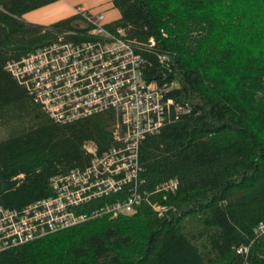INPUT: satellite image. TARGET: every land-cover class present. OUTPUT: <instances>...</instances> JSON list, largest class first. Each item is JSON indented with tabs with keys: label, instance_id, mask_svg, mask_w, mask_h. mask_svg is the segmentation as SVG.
I'll return each instance as SVG.
<instances>
[{
	"label": "trees",
	"instance_id": "trees-1",
	"mask_svg": "<svg viewBox=\"0 0 264 264\" xmlns=\"http://www.w3.org/2000/svg\"><path fill=\"white\" fill-rule=\"evenodd\" d=\"M56 1L0 0V208L7 210L55 195L52 178L89 166L87 145L98 157L118 145L119 112L57 123L6 70L64 33L91 41L77 16L47 26L24 20ZM112 5L119 19L106 29L124 31L145 59L144 81L188 112L166 110L159 131L140 141L132 183L78 208L98 211L94 219L3 250L0 264H264L256 235L264 224V0ZM127 200L138 201L131 212L101 215Z\"/></svg>",
	"mask_w": 264,
	"mask_h": 264
},
{
	"label": "built area",
	"instance_id": "built-area-1",
	"mask_svg": "<svg viewBox=\"0 0 264 264\" xmlns=\"http://www.w3.org/2000/svg\"><path fill=\"white\" fill-rule=\"evenodd\" d=\"M75 9L74 16L84 24L81 28L90 27L87 34L91 41H68L64 33L42 49L7 63L6 70L57 123L110 109L119 112L120 121L113 133L118 145L99 157L95 147L87 145L86 151L92 154L89 166L52 178L55 195L48 200L21 211L0 208V252L94 219L98 211L80 213L78 208L132 183L137 177L140 141L159 131L166 110L174 107L177 112H188L166 99L157 84L144 81L141 68L145 59L135 53L121 28L111 32L106 29L103 13ZM176 185L170 182L166 188L175 190ZM137 204V200L119 201L102 209L101 215L127 214ZM162 210L153 207V212ZM256 235L264 239V224Z\"/></svg>",
	"mask_w": 264,
	"mask_h": 264
},
{
	"label": "crops",
	"instance_id": "crops-1",
	"mask_svg": "<svg viewBox=\"0 0 264 264\" xmlns=\"http://www.w3.org/2000/svg\"><path fill=\"white\" fill-rule=\"evenodd\" d=\"M107 1H110V3L106 7L104 5L106 0H57L55 4H52L53 6H44L45 8H42L41 11H37L38 9L35 10L37 12L31 11L27 15L25 14L23 18L27 23L29 22L33 24H40V26H47L53 24L54 21L62 19L67 20L69 16L72 17L74 15V10H76L75 8H86L87 10L95 14L103 13L105 16L106 24H111L119 19V14L112 5L113 0ZM54 8L58 9L59 11L53 13L51 9ZM111 10L115 11V17L111 15Z\"/></svg>",
	"mask_w": 264,
	"mask_h": 264
},
{
	"label": "rangeland",
	"instance_id": "rangeland-1",
	"mask_svg": "<svg viewBox=\"0 0 264 264\" xmlns=\"http://www.w3.org/2000/svg\"><path fill=\"white\" fill-rule=\"evenodd\" d=\"M109 3H110V1L108 2L107 0H106V2L104 3V5L107 7L108 5H109ZM53 4H55V2L53 3ZM52 4H50V5H48V6H45V7H49V6H51ZM53 6V5H52ZM45 7H42V8H45ZM42 8H40V9H38L37 11H41V9ZM78 9H80V8H78ZM52 10V12L54 13V12H57V11H59L58 9H56V8H54V9H51ZM85 10H87L86 8H85ZM37 11H33V12H37ZM89 11V10H88ZM111 15H113V17H115L116 16V13H115V11L114 10H111ZM71 16H72V14H71ZM70 17V16H69ZM68 17V18H69ZM62 20H64V19H62ZM58 21H60V20H57V21H54V23L55 22H58ZM53 23V24H54Z\"/></svg>",
	"mask_w": 264,
	"mask_h": 264
},
{
	"label": "bare ground",
	"instance_id": "bare-ground-1",
	"mask_svg": "<svg viewBox=\"0 0 264 264\" xmlns=\"http://www.w3.org/2000/svg\"><path fill=\"white\" fill-rule=\"evenodd\" d=\"M166 85V84H165Z\"/></svg>",
	"mask_w": 264,
	"mask_h": 264
}]
</instances>
